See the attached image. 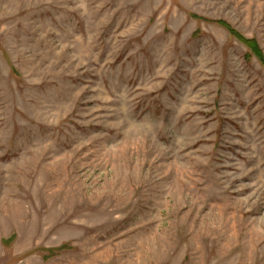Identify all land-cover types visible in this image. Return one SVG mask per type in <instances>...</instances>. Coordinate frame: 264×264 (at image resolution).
Instances as JSON below:
<instances>
[{
  "label": "rangeland",
  "instance_id": "rangeland-1",
  "mask_svg": "<svg viewBox=\"0 0 264 264\" xmlns=\"http://www.w3.org/2000/svg\"><path fill=\"white\" fill-rule=\"evenodd\" d=\"M0 264H264V0H0Z\"/></svg>",
  "mask_w": 264,
  "mask_h": 264
},
{
  "label": "trees",
  "instance_id": "trees-1",
  "mask_svg": "<svg viewBox=\"0 0 264 264\" xmlns=\"http://www.w3.org/2000/svg\"><path fill=\"white\" fill-rule=\"evenodd\" d=\"M246 43H247L248 46H249L251 49H253L254 52H256L257 55H258V52H257V50H256V46H255V44H254L251 40H247ZM258 57H260V56L258 55Z\"/></svg>",
  "mask_w": 264,
  "mask_h": 264
}]
</instances>
